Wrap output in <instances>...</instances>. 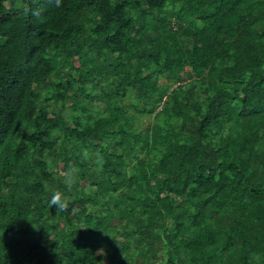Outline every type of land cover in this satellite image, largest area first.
<instances>
[{
    "label": "trees",
    "instance_id": "16d2710c",
    "mask_svg": "<svg viewBox=\"0 0 264 264\" xmlns=\"http://www.w3.org/2000/svg\"><path fill=\"white\" fill-rule=\"evenodd\" d=\"M0 264H264V0H0Z\"/></svg>",
    "mask_w": 264,
    "mask_h": 264
},
{
    "label": "clouds",
    "instance_id": "9594fccd",
    "mask_svg": "<svg viewBox=\"0 0 264 264\" xmlns=\"http://www.w3.org/2000/svg\"><path fill=\"white\" fill-rule=\"evenodd\" d=\"M56 6H59L61 0H54ZM76 172L73 169H69L63 178V183L65 187L71 188L72 184L75 182ZM45 191L49 194L48 203L50 207H55L59 211L67 210L69 206V201L67 200L65 193L59 188L58 185H48L45 184Z\"/></svg>",
    "mask_w": 264,
    "mask_h": 264
},
{
    "label": "rangeland",
    "instance_id": "374dc122",
    "mask_svg": "<svg viewBox=\"0 0 264 264\" xmlns=\"http://www.w3.org/2000/svg\"><path fill=\"white\" fill-rule=\"evenodd\" d=\"M100 106H102L101 104H99ZM150 119L149 118H143V120H141V122L139 123L140 126L144 127L147 124H149Z\"/></svg>",
    "mask_w": 264,
    "mask_h": 264
}]
</instances>
